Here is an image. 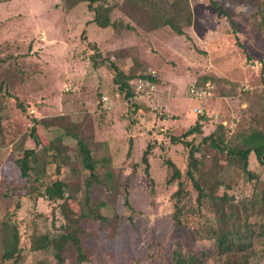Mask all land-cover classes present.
Wrapping results in <instances>:
<instances>
[{"label": "rangeland", "instance_id": "rangeland-1", "mask_svg": "<svg viewBox=\"0 0 264 264\" xmlns=\"http://www.w3.org/2000/svg\"><path fill=\"white\" fill-rule=\"evenodd\" d=\"M189 1L193 23L185 28L186 35H177L167 27L146 29L133 18L127 6L121 7L123 0H107V10L96 15L101 17V22L120 19L135 27L119 33L111 26L87 23L94 13L85 4L67 12L61 0H0L1 54H24L14 68L18 72L10 79L11 96L0 97V192L9 188L15 194L24 183L14 158L20 148L35 146L28 135L33 116L66 114L80 120L89 111L90 124L84 120V132L95 134V139L101 141V147L95 148L96 154L110 158L108 167L118 183L119 197L107 212L117 209L121 214L118 223L94 221L87 238V245L94 253L89 264H109L130 260L132 256H141L137 264H166L168 256L164 252L174 243L190 242L188 230L180 228L173 232L168 198L174 187L165 183L166 167L162 161L170 158L184 169L186 151L182 144L170 143L167 131L178 135L193 125L199 115L193 110L196 106L208 116L209 121L204 125L206 133L218 123L230 131H240L254 123L255 113H260L264 106V31L257 28L251 16L255 0H237V5L231 4V0L219 1L233 22L206 0ZM83 30L104 52L120 50L121 62L125 67L132 66L135 77L151 74L158 79L154 91L138 96L141 105L137 112L133 104L117 94L112 71L92 66L89 59L92 50L85 48L80 37ZM203 79L212 81L215 95L198 103L188 97L187 89L191 83ZM100 93L105 98H101L103 107L98 105ZM17 101L23 103L27 112L17 106ZM51 130H39L43 140L56 135ZM200 137L195 136L196 140ZM130 139L133 148L127 156ZM64 142L72 154L75 140L66 138ZM149 142L153 143L148 156L151 179L144 174V164L130 177L129 198L137 211L131 213L122 206L125 179L131 165L141 160ZM36 154L44 156L42 146ZM235 162L242 164L241 159ZM76 166L82 170L80 181L85 183L87 172L79 161ZM53 168V165L49 167L50 172ZM97 170L105 168L99 165ZM248 187L243 186V190L248 192ZM236 194L238 200L240 196ZM16 200L10 195L2 198L0 193V217L7 210L11 212ZM20 202L16 217L22 232L29 231L30 226L21 220L29 221L32 212L48 213L51 209L44 198L38 199L35 207L26 197ZM92 208L98 216L96 200L92 201ZM25 236L24 233V243ZM4 245L7 251H15L11 238H4ZM151 252L156 254L147 256ZM27 254L26 262L45 256L43 251ZM260 262L264 264V259ZM221 263L218 257L206 264ZM232 263L248 264L240 258Z\"/></svg>", "mask_w": 264, "mask_h": 264}, {"label": "trees", "instance_id": "trees-1", "mask_svg": "<svg viewBox=\"0 0 264 264\" xmlns=\"http://www.w3.org/2000/svg\"><path fill=\"white\" fill-rule=\"evenodd\" d=\"M206 1L232 21L230 14L219 5V1L224 0ZM231 1V4H238L237 0ZM61 2L67 12L85 4L87 10L94 13L92 20L87 23L111 26L116 33L125 28L135 29L120 19L101 22V17H96L99 12L107 10V0ZM252 5L254 24L264 31V0H255ZM123 6H127L133 18L150 31L167 27L177 35H186L185 28L193 23L189 0H123ZM80 37L85 48L92 50L89 54L92 66L95 69L106 67L112 71L117 94L125 102L133 104L137 112L141 105L137 99L143 92L138 93L131 80L143 78L157 84L156 76L147 74L135 77L132 66L125 67L121 62L123 56L120 50L104 52L98 42L88 38L85 30ZM1 53L0 49V76L3 75L0 79V97L11 96L8 92L10 79L14 72H18L14 68L18 58H23L24 54ZM207 80L196 82L203 84ZM103 95L100 93L98 96L100 107ZM17 106L27 112L22 102L17 101ZM259 111L255 113L256 122L240 131H230L223 123H218L206 133L204 125L209 120L205 112L199 114L195 123L181 134L167 131L170 143L182 144L186 151L184 169L170 158L162 161L166 167L165 183L174 187L168 198L173 232L176 233L180 228L188 230L190 242L184 245L174 243L164 252L168 256L166 264H206L218 257L222 259L221 264H233L235 258L243 259L248 264H261L260 259H264V106ZM87 114L80 120H74L72 115L66 114L31 118L28 135L35 146L20 148L14 158L24 183L15 194L10 193L9 188L0 192L2 198L10 195L17 199L11 212L7 210L0 217V247L2 244L3 248L0 264H89L94 253L87 245V238L94 221L119 222L121 214L117 209L107 212L119 197L118 183L108 167L110 158L96 154L95 148L101 147V141L95 139V134L87 135L84 132V120L87 119L90 124L89 111ZM53 125L57 127L52 128ZM40 129L45 132L52 129L50 132L56 135L43 140ZM196 135H200V139L196 140ZM66 138L75 140L76 149L72 154L68 153V144L64 142ZM41 146L44 156L36 154ZM132 148L130 139L127 156L131 155ZM152 150L153 143L149 142L141 160L131 165V172L125 179L122 206L131 213L137 211L129 198L130 177L144 164V174L151 179L148 156ZM236 159H241L242 164L238 165ZM77 161L87 172L85 183L80 181L82 170L77 168ZM52 165L53 172H50L49 167ZM99 165L105 170L98 171ZM246 185H249L248 192L243 190ZM236 192L240 196L238 200ZM22 197L28 198L34 207L40 198L47 199L51 204L48 213L32 212L29 221L26 218L21 220L30 226L26 232L21 231L20 221L16 217ZM93 200L98 203V216L92 208ZM24 233L25 243L22 240ZM6 237L15 242V251L5 249ZM40 251L45 256L26 262L27 253ZM155 254L151 252L147 256ZM140 259L141 256H132L130 260L121 259L109 264H137L141 262Z\"/></svg>", "mask_w": 264, "mask_h": 264}, {"label": "built area", "instance_id": "built-area-1", "mask_svg": "<svg viewBox=\"0 0 264 264\" xmlns=\"http://www.w3.org/2000/svg\"><path fill=\"white\" fill-rule=\"evenodd\" d=\"M131 84L135 87L138 93L151 92L156 88L155 83L143 78L133 79L131 80ZM187 94L189 98L202 103L203 101H206L215 95L214 86L209 80L205 81L203 84L193 82L188 86ZM193 110L197 114L202 113V109L199 106L194 107Z\"/></svg>", "mask_w": 264, "mask_h": 264}, {"label": "crops", "instance_id": "crops-1", "mask_svg": "<svg viewBox=\"0 0 264 264\" xmlns=\"http://www.w3.org/2000/svg\"><path fill=\"white\" fill-rule=\"evenodd\" d=\"M209 80V79H208ZM209 81H211V80H209ZM212 82V81H211ZM208 101V100H207ZM199 103V102H198ZM195 105H197V104H195Z\"/></svg>", "mask_w": 264, "mask_h": 264}]
</instances>
